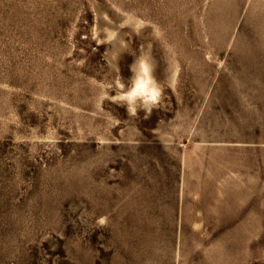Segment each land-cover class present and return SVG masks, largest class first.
<instances>
[{"label":"rangeland","instance_id":"obj_1","mask_svg":"<svg viewBox=\"0 0 264 264\" xmlns=\"http://www.w3.org/2000/svg\"><path fill=\"white\" fill-rule=\"evenodd\" d=\"M0 264H264V0H0Z\"/></svg>","mask_w":264,"mask_h":264},{"label":"bare ground","instance_id":"obj_2","mask_svg":"<svg viewBox=\"0 0 264 264\" xmlns=\"http://www.w3.org/2000/svg\"><path fill=\"white\" fill-rule=\"evenodd\" d=\"M97 15L99 18L97 20L99 23V27L97 28V31H99L101 28V25H100L101 21H104L105 26L102 28V32H103L102 36L104 39L103 38L102 39L109 43V54H108L109 57L108 58H110V62L112 63V65L116 66V65H118L117 59H118L120 51L128 43L126 38H125V35H124L125 28L130 26V27H133V28L138 29L140 31L143 24L141 21L137 20L136 18L133 17V15L129 14V12L127 13L126 11H125V13H123V17H122L121 21H119V22L113 20L110 17V15H108V14L103 15V14L97 13ZM145 53H148L150 56L151 63L153 65V75H154L155 79L157 81H159L160 83H162L159 76H158L157 60L149 48H142L141 53L136 57L135 61H137L138 58L141 57ZM179 67H180V63L172 55L167 56L166 65H165V76H166V80L168 82L172 83V85L175 84L176 81L178 80V76H179V72H180ZM133 75H134V73H132L131 77H133ZM126 90H127V88L125 89V91ZM121 93H118L117 96L120 97ZM118 97H116V98H118ZM66 105H68V104H66ZM138 107H139V105H138ZM135 113H138V110ZM81 219L85 221V218L83 216L81 217ZM107 221H108V219L104 216H102V218L100 219V222H102V223H105ZM197 224L198 223H196V225ZM198 226H199V224H198Z\"/></svg>","mask_w":264,"mask_h":264},{"label":"clouds","instance_id":"obj_3","mask_svg":"<svg viewBox=\"0 0 264 264\" xmlns=\"http://www.w3.org/2000/svg\"><path fill=\"white\" fill-rule=\"evenodd\" d=\"M133 77L126 91H122L119 99L122 100L130 113L138 110V105L146 112L159 105L162 99L163 85L153 75V65L148 53L143 54L131 66ZM121 89L125 88L123 82Z\"/></svg>","mask_w":264,"mask_h":264}]
</instances>
